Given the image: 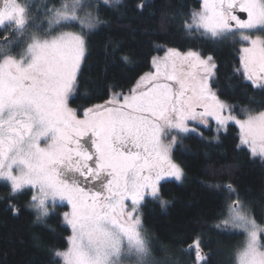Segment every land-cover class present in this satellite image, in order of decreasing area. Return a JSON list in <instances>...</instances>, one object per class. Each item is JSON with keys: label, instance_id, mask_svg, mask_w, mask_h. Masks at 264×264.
<instances>
[{"label": "snow or ice", "instance_id": "1", "mask_svg": "<svg viewBox=\"0 0 264 264\" xmlns=\"http://www.w3.org/2000/svg\"><path fill=\"white\" fill-rule=\"evenodd\" d=\"M86 2L62 0L58 8L46 9L50 16L43 28L33 22L30 0H0V31L10 29L4 43L12 34L18 43L30 26L44 33H31L19 57L0 56V180L8 183L13 197L26 188L33 190L30 203L37 219L52 214L49 204L67 201L71 206L63 213L72 233L68 247L54 253L62 264H121L133 255L138 264H150L152 250L140 206L147 196L166 205L161 181L184 177V169L171 158L177 137L168 136L196 132L188 126L190 121L207 126L211 117L218 130L231 121L240 128L241 145L264 159V111L237 119L232 106L219 100L209 84L217 67L213 58L168 48L162 59H153L155 72L141 76L128 95L113 93L105 104L85 108L80 118L69 107V98L86 56L84 31L101 24L92 11L79 14ZM113 2L120 0H103L105 5ZM237 8L247 19L236 15ZM71 23H78L81 31L51 35L55 27ZM184 26L213 39L240 33L239 39L248 45L241 48L244 78L264 88V36L247 34L264 32V0H203L201 11L193 12ZM185 65L194 71L178 75L177 67ZM85 136L91 147L82 143ZM225 187L237 199L217 227L245 232L237 264H264L259 238L264 228L244 210L236 189ZM193 249L197 264H207L201 237L183 251Z\"/></svg>", "mask_w": 264, "mask_h": 264}, {"label": "trees", "instance_id": "2", "mask_svg": "<svg viewBox=\"0 0 264 264\" xmlns=\"http://www.w3.org/2000/svg\"><path fill=\"white\" fill-rule=\"evenodd\" d=\"M30 13L34 24H46L48 8H58L62 0H32ZM203 0H120L105 5L98 0L94 13L101 24L84 31L86 56L70 98L80 115L85 108L105 104L113 92H129L138 79L152 68L153 56L163 58L168 48L197 51L210 55L216 64L212 85L220 99L231 103L232 111L244 116V109H264V88L246 80L237 43L213 39L195 29L185 28L193 10ZM66 25L63 24L62 27ZM81 31L80 25L69 24ZM59 28L56 27V31ZM43 31L30 26L19 39L4 43L10 29L0 31V56L20 52L31 33ZM41 32V33H40ZM127 57V60L122 59ZM199 132L179 136L172 149L173 158L184 169L181 181L164 180L160 191L166 205L147 196L141 205L143 230L149 237L151 260L159 264H197L195 250L183 251L199 236L208 253L207 264H237L236 253L246 240L243 230L218 228L229 204L237 199L225 185L231 184L258 222H264V159L252 156L241 145V131L229 123L219 134L213 124L200 125ZM32 189L10 195L6 181L0 180V264H60L55 251L67 249L71 228L63 221L69 206L56 204L52 214L37 219L31 206ZM12 205L19 209L14 214ZM49 206H51L49 204ZM53 207V206H51Z\"/></svg>", "mask_w": 264, "mask_h": 264}, {"label": "rangeland", "instance_id": "3", "mask_svg": "<svg viewBox=\"0 0 264 264\" xmlns=\"http://www.w3.org/2000/svg\"><path fill=\"white\" fill-rule=\"evenodd\" d=\"M30 1H32V0H30ZM97 1L98 0H87V2H86V7H85V9H83V10H81L80 11V15L81 16H83V14H84V11H92L93 13H94V9H95V5H96V3H97ZM101 1H103V0H101ZM201 9H202V6L200 7V8H197V9H195V10H193V12H199V11H201ZM95 14V13H94ZM236 15H238L241 19H247V18H243L242 16H240L239 15V13H236ZM48 16V18L46 19V24L45 23H43L42 22V26H43V28H47L48 27V19H49V16H50V14L49 15H47ZM71 24H77V25H79L78 23H71ZM66 26L65 27H62L61 28V26H63V25H61V26H59V27H57V28H59L57 31L55 30L56 29V27L53 29V31L51 32V35H55V34H57V33H59V32H61V31H65V32H80V31H78V30H76V29H70V26H69V24H65ZM41 33V32H40ZM248 35H252V36H257V35H260V36H264V32H252V33H247ZM39 35H44V33L42 32V34H39ZM239 36H240V33H235L234 35H231V36H228V37H226V38H223V39H225V40H229V41H232V42H234V43H237V45H238V49H240V56L242 55V53H241V48L242 47H247L248 45L246 44V43H244V42H242L240 39H239ZM27 45V44H26ZM26 48V46L20 51V52H18V53H13V54H10V55H14V56H17V57H19L22 53H23V51H24V49ZM86 48H87V46H86ZM179 51H181V50H179ZM181 52H187V51H181ZM195 52H197V51H195ZM199 53V52H198ZM200 54V53H199ZM201 55V57H203V58H207L208 56H210V55H206V56H204V55H202V54H200ZM163 56H165V53H164V55ZM154 58H157L158 60L159 59H162L161 57H159L158 55H155V56H153V59ZM214 60V59H213ZM215 62V61H214ZM161 68H163V65H161ZM241 71H243L242 70V66H240V68H239ZM155 67H154V65H153V60H152V68L150 69V70H148V71H146L145 73H151V72H155ZM168 71H172V69H171V67H169V69H168ZM192 71H194V69H190V68H188L186 65L185 66H178L177 67V69H176V73L178 74V75H185V74H187V73H189V72H192ZM144 73V74H145ZM144 74L142 75V76H144ZM140 79V78H139ZM138 79V80H139ZM209 84H210V86H211V89L216 93V95H217V92H216V89L214 88V86L212 85V81H211V79L209 80ZM113 93H121V92H118V91H115V92H113ZM130 93V91L129 92H127V93H123V94H125V95H128ZM73 95V94H72ZM112 97V96H111ZM217 97H218V95H217ZM71 98V97H70ZM70 98H69V107H71V108H73V109H76L74 106H72V104H71V102H70ZM219 98V97H218ZM219 100H221V101H223V102H225L226 104H228V105H230L231 106V103L230 102H228V101H226V100H223V99H220L219 98ZM197 111L199 112V111H202V109H200L199 107H197ZM244 111V116H240L238 113H236V112H233L232 111V115H234V116H236V118L237 119H240V120H243V119H245L246 118V116L249 114V113H251V114H256V113H259V112H261V111H264V109H262V110H258V111H254V110H250V109H244L243 110ZM77 115L80 117V118H83V115H80L79 113H78V111H77ZM225 115H227V112H225ZM207 121H208V123H207V125H209V124H213V131H214V134L211 136V137H213V138H218L219 137V134L222 132V131H224L226 128H227V125L230 123H235V122H228V124L226 125V127H224V128H220L219 130L217 129V124H216V121H215V119H213V118H211V117H208L207 118ZM236 124V123H235ZM200 125H203V124H200L199 122H192V121H190L189 123H188V126L190 127V128H196L197 129V131L196 132H199V133H202V128L201 127H199ZM239 127V126H238ZM190 132H188V134H189ZM185 134H187V133H180V134H178V133H176V132H172L169 136H168V138L167 139H171V136H173V135H175L176 137H177V141L179 140V136H183V135H185ZM90 135V134H89ZM86 137V136H85ZM171 158H172V160L175 162V163H177V164H179L174 158H173V156H172V152H171ZM181 166V165H180ZM182 167V166H181ZM183 168V167H182ZM167 179H174V178H167ZM167 179H165V180H167ZM164 181V180H163ZM163 181H161V183L163 182ZM160 183V184H161ZM128 203L130 204V201H128ZM143 203V202H142ZM57 204H67V206H69V209L66 211V212H70L71 211V206L70 205H68V203H67V201H64V202H60V201H57ZM51 205V204H50ZM142 205V204H141ZM52 206V205H51ZM51 206H49V208H50V211H54V208L55 207H51ZM244 210L247 212V214H249L255 221H256V223H257V225H259L261 228H264V222L263 223H261V222H258L257 221V219H255L254 217H253V215L251 214V212L246 208V206L244 207ZM140 215H141V219H142V213H141V206H140ZM228 216H229V211H227V213H226V216L224 217V219H226V218H228ZM142 223H143V220H142ZM239 230H243V229H239ZM259 238H260V243L261 244H264V232H262V233H260V236H259ZM245 239H246V237H245ZM246 241V240H245ZM245 241H244V244H245ZM244 244H243V246H242V248L244 247ZM241 248V249H242ZM64 250H66V249H61L60 251H64ZM60 264H62V261L60 262ZM121 264H138V260H137V258L133 255V256H131V257H126L125 259H123L122 260V262H121Z\"/></svg>", "mask_w": 264, "mask_h": 264}, {"label": "flooded vegetation", "instance_id": "4", "mask_svg": "<svg viewBox=\"0 0 264 264\" xmlns=\"http://www.w3.org/2000/svg\"><path fill=\"white\" fill-rule=\"evenodd\" d=\"M236 13H239V15L242 16L243 18H247V14L240 11L239 8L236 9ZM83 142H87V146L91 147V142L88 140L87 136L83 138L82 143Z\"/></svg>", "mask_w": 264, "mask_h": 264}, {"label": "water", "instance_id": "5", "mask_svg": "<svg viewBox=\"0 0 264 264\" xmlns=\"http://www.w3.org/2000/svg\"><path fill=\"white\" fill-rule=\"evenodd\" d=\"M145 2L152 3L154 0H144ZM3 40V39H2Z\"/></svg>", "mask_w": 264, "mask_h": 264}]
</instances>
